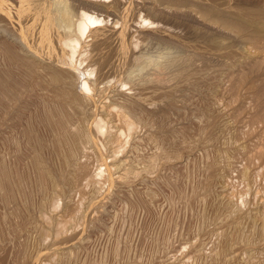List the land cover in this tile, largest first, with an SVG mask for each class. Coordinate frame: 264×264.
<instances>
[{"label": "rangeland", "instance_id": "obj_1", "mask_svg": "<svg viewBox=\"0 0 264 264\" xmlns=\"http://www.w3.org/2000/svg\"><path fill=\"white\" fill-rule=\"evenodd\" d=\"M0 264H264V0H0Z\"/></svg>", "mask_w": 264, "mask_h": 264}, {"label": "bare ground", "instance_id": "obj_2", "mask_svg": "<svg viewBox=\"0 0 264 264\" xmlns=\"http://www.w3.org/2000/svg\"><path fill=\"white\" fill-rule=\"evenodd\" d=\"M34 12V11H33ZM38 12V11H37ZM36 13V12H35ZM35 13H33V15L35 14ZM36 14H39V13H36ZM38 16V15H37ZM36 17V16H35ZM85 28V27H84Z\"/></svg>", "mask_w": 264, "mask_h": 264}]
</instances>
